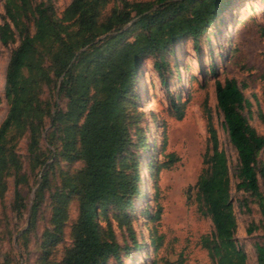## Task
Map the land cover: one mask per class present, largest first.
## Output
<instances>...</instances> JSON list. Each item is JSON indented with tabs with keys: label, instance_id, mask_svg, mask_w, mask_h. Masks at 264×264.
<instances>
[{
	"label": "trees",
	"instance_id": "16d2710c",
	"mask_svg": "<svg viewBox=\"0 0 264 264\" xmlns=\"http://www.w3.org/2000/svg\"><path fill=\"white\" fill-rule=\"evenodd\" d=\"M4 1L9 21L0 24V41L6 45L14 40L12 23L19 43L10 53L5 72L7 112L0 123V192L6 188L5 178L14 176L15 209L23 207L19 184L27 178L15 149L16 138L22 135L28 139L30 171L43 165L31 205V223L56 161L81 162L78 171L63 178L64 187L51 193L49 226L42 233L41 247L48 256L62 241L69 201L75 198L78 216L71 226L72 243L59 261L49 264H108L110 260L123 264L122 248L107 219L112 209V215L127 224L126 210L142 194L136 155L147 144L136 89L143 64L151 58L165 85L166 55L174 53L175 45L185 39L200 51V38L231 0H71L59 15L48 0L36 4ZM23 18L32 20L33 32ZM45 89L48 98L43 96ZM215 98L237 154L236 188L258 197L264 237V200L258 183L260 177L264 184V165H257L264 135L249 124L244 111L250 112L251 101L236 79L216 80ZM170 105L181 119L183 109L173 100ZM205 112L210 147L192 188L214 230L203 235L201 243L216 264H246V254L234 238L229 159L219 146L207 107ZM41 137L47 142V156L39 146ZM167 157V162L154 168L155 173L177 160L174 153ZM101 217L107 228L101 225ZM256 252L258 264H264V246L256 244Z\"/></svg>",
	"mask_w": 264,
	"mask_h": 264
},
{
	"label": "rangeland",
	"instance_id": "374dc122",
	"mask_svg": "<svg viewBox=\"0 0 264 264\" xmlns=\"http://www.w3.org/2000/svg\"><path fill=\"white\" fill-rule=\"evenodd\" d=\"M41 1L47 0H31L33 4ZM48 1L59 15L71 0ZM4 2L0 0V24L9 21ZM23 22L33 32L32 20L23 18ZM10 25L14 40L6 45L0 41V123L7 112L4 97L6 67L11 51L19 43L18 31L12 23ZM166 57L168 65L163 76L166 86L153 68L151 58L145 60L137 83L147 144L146 150L136 155L142 194L126 210L127 224L112 215L115 210L110 209L108 212L107 220L115 240L122 248V262L216 264L201 243V237L211 234L214 226L210 216L200 210L196 191L192 188L203 166V156L210 147L205 112L207 107L219 146L229 159L230 195L236 221L234 238L237 246L246 254L245 263L258 264L256 244L264 246L258 197L236 188L238 159L229 141L223 115L216 106L215 81L229 78L237 80L244 96L251 101L250 112L244 111L248 122L258 134L264 135V2L231 0L207 34L200 38V51L196 52L191 40L185 39L177 43L174 53ZM43 96L49 97L47 89ZM171 100L183 109L181 119L176 118ZM48 130L47 127L45 133ZM27 144V135L16 138L15 149L21 156L22 172L27 178L19 184L23 207L15 209L14 176L5 178L6 188L0 192V264H49L59 261L72 243L71 226L78 216L75 198L69 201L63 239L48 256H45L41 247V236L49 226L51 193L62 189L63 178L78 171L82 163L56 161L49 170V185L44 190L43 201L31 223V205L43 165L30 171ZM39 146L46 156L49 155L46 151L47 142L42 137ZM170 153H174L177 160L155 173L154 168L167 162ZM257 165H264V150L257 155ZM258 183L260 196L264 200V184L260 177ZM242 202L246 205H241ZM158 210L159 216L156 218ZM101 225L107 228V221L103 217ZM250 228L251 231L247 232ZM108 264L116 262L110 260Z\"/></svg>",
	"mask_w": 264,
	"mask_h": 264
}]
</instances>
